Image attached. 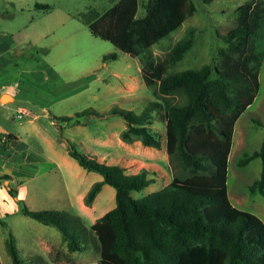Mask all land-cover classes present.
Here are the masks:
<instances>
[{
    "label": "trees",
    "instance_id": "trees-1",
    "mask_svg": "<svg viewBox=\"0 0 264 264\" xmlns=\"http://www.w3.org/2000/svg\"><path fill=\"white\" fill-rule=\"evenodd\" d=\"M142 6L143 14L137 15L138 0H116L88 21V28L134 57L195 10L192 0H145ZM35 7L43 11L51 8L45 3ZM235 12V24L218 33L225 43L218 49L219 64L211 60L198 68L169 71L194 43V26L163 56L154 58L143 52L141 75L145 84L153 87L154 98L140 111L112 106L101 112L87 107L74 116L53 115L57 121L75 123L90 114H117L126 121L120 132L123 140L137 138L155 147L160 146V137L150 124L158 117L164 122L169 160L185 170L183 176L174 175L161 188L134 197L132 190L154 180L145 168L127 173L123 166L100 161L70 144V156L86 170L102 175L87 190L85 203L90 204L107 183L115 189V205L89 228L82 216L65 210H35L22 204L21 212L55 226L69 250L82 249L84 240L93 241L99 258L91 264H264V221L233 205L226 184L234 123L259 88L264 0H245ZM108 57L116 58L117 53L103 58ZM255 157L261 159V170L249 191L264 196V138L258 149L243 153L238 165ZM6 177L0 174V179ZM10 193L16 195V190L11 188ZM5 244L13 264H28L20 257L12 234Z\"/></svg>",
    "mask_w": 264,
    "mask_h": 264
},
{
    "label": "rangeland",
    "instance_id": "rangeland-1",
    "mask_svg": "<svg viewBox=\"0 0 264 264\" xmlns=\"http://www.w3.org/2000/svg\"><path fill=\"white\" fill-rule=\"evenodd\" d=\"M115 1L0 0V31L11 32L16 38L25 36L32 44L34 41H38L40 48L32 47L30 42L26 43L24 45V50H27L25 53L35 48L41 54L42 49L47 47L46 57L53 61L48 62L49 60H47L49 65H44L42 61L35 62V60H32L33 62L30 61V64H26L21 76L11 75L13 84H7V89L16 94V99L4 105L0 103V122L8 120L16 125L19 122L27 124V120L33 118L32 116H23L21 118L13 116L15 113L14 109L17 106L16 103L25 102V100H18L21 95L31 97V101L37 106L40 115H44L41 117L43 120L50 119L47 113L48 110L58 115L74 116L76 111L87 107L102 112L109 110L112 106H120L138 112L141 106H144L146 102L154 98L153 87L147 86L143 80H140L141 75H138V69L136 71V66L144 59L143 52L150 54L154 58L163 56L177 40L186 35L189 27L194 26L196 28L194 43L185 52L182 59L170 66L169 71L198 68L211 60L219 64L220 55L218 49L225 47V43L218 36V33H225L235 24V7L245 0H211L210 2L192 0L195 10L187 15L177 28L160 38L150 47L145 48L136 57L119 50L111 41L93 35L88 28L87 22L94 19ZM143 1L145 0H138L137 15H142L144 12ZM36 3L49 4L51 8L48 11H43L35 7ZM262 42L264 44V36L262 37ZM110 52H116L117 57L103 58L105 54ZM42 53L46 54V52ZM28 58L30 57H24V60H28ZM113 71H118L120 76L112 75ZM132 77L137 78L132 84L135 85L137 91L134 92L136 94L134 96H138V99L130 102L125 97L123 98L120 91L116 92L114 88L126 85L125 80ZM258 80L259 88L253 101L241 112L234 123L231 147L228 154L226 184L228 196L233 205L255 213L264 221V196L257 190L254 192L249 191V185L260 174L261 159L260 157H255L243 166L238 165V160L243 153L258 149L264 138V59L258 70ZM8 99L5 98L2 101H7ZM37 99L42 101L44 109L40 110L41 105L34 101ZM32 102H29V104H33ZM43 110H47V112ZM8 112H11V114L9 115ZM101 116L104 117L94 116L96 118H91V121H87L88 124L80 125L79 130L76 126L70 127V130L76 135H72V139L63 140L67 148L72 144L78 150L84 152L81 143L78 141L80 137L88 140V137L94 136V133L98 134L107 124L111 127L122 129L123 127L121 126L126 123L125 119L117 114ZM63 122L59 120V127L54 128L57 137H60L61 134L60 125H68V123ZM153 123H155L154 126L157 125L153 129L156 130L160 137L164 131L163 124L158 117H154L151 125ZM9 139V136H7L5 144L0 145V149H8L10 147L9 143H6ZM24 139L29 144H32L33 148L45 152L46 155H49L48 157H53L50 155L52 154L51 151L44 144H40L34 136H24ZM56 150L61 153L64 152L60 146H57ZM66 155L69 156L67 153ZM18 159L20 160L21 158L18 157ZM18 159L16 157L14 170L22 173L24 166L21 163L18 164ZM72 160L85 174L83 175L85 181L75 183V189L81 188L82 190L92 180L89 184L90 187L93 182L102 178L99 172L88 171L75 158H72ZM157 162L162 167L166 163L163 159H159ZM169 163L173 176H183L185 174V170L182 171L175 160H169ZM39 170L41 174L32 183L38 182L43 189L33 195L29 194L27 202L22 201V204L31 209L65 210L74 214L77 213L80 216L85 213L89 216H96V219L115 205V189L110 184L104 183L98 198L100 200L98 208L92 213L85 208L75 212L69 204V197L71 200L74 195L70 193L69 196V193L65 190V185L70 179L67 170L61 165L56 166L48 158L39 163ZM71 171L75 175V170ZM151 176L154 177V181L140 190L131 191L134 197L143 196L163 186L162 178L153 174ZM30 189L32 190V188ZM104 205L106 206L105 210L99 213L100 207L103 208ZM89 216L84 218V224L87 228L92 222L91 219L93 220V217ZM1 221L0 264H13L5 244L9 234H12L19 255L25 262H28L32 256L28 248L39 249L38 240L42 235L43 240L48 239L47 242L49 243H43L42 246L44 247L41 246L42 251H45V253L38 254L44 258L32 259L30 264H91L99 258V250L93 241L89 240L87 242V240H84L81 243L82 249L69 250L61 232L55 226L44 224L23 214L21 211L4 215ZM60 239L63 241L61 242ZM48 248L51 249V252H49Z\"/></svg>",
    "mask_w": 264,
    "mask_h": 264
},
{
    "label": "crops",
    "instance_id": "crops-1",
    "mask_svg": "<svg viewBox=\"0 0 264 264\" xmlns=\"http://www.w3.org/2000/svg\"><path fill=\"white\" fill-rule=\"evenodd\" d=\"M29 42L30 41H28L25 36H20L16 38L11 32L5 30L0 31V103L3 105L16 99V94L10 92V90L7 89V84H13V77L11 76L12 74L21 76V73L26 67V64H30V61L32 60H35V62L42 61L44 65H49L48 62L52 61L50 59H47L46 57L48 52L47 47L42 49V52H46V54H43L42 52L41 54H39L38 50L35 48L25 53V51L27 50H24V45ZM30 44L32 43L30 42ZM32 47L40 48V46H38V41H34ZM26 55L30 57L28 58V60H24V57H27ZM47 60L49 61L47 62ZM136 71L138 75H141V64L136 66ZM111 74L117 77L120 76L118 71H113V73ZM141 78L140 80H143ZM136 80V77H132L128 80H125L126 85L119 86L118 88L115 87L114 90L116 92L120 91V93H122L123 95V98L125 97V99L130 100V102L135 101L138 99V96H134L136 95L134 94V92L137 91L135 85H133L132 83ZM5 98L9 99L7 101H2V99ZM18 100H25V104L23 102L16 103L17 106L15 107L14 112L18 108H23L28 110L33 118H29V120H27V124L19 122L17 123L18 125H16L15 123H12V121L9 122L8 120H2L0 122V137L5 136L7 138V136H9L10 138L9 141L6 142L9 143L8 145L10 147H8V149H0V174L7 175L6 178L0 179V188L4 190L3 192H0V211L3 212V215L0 217L2 218L4 215H8L9 213L21 211L22 201L27 202L29 194L33 195L34 193L43 189L38 182L32 183V181L37 178L39 174H41V171L39 170V163L41 161H45L46 158L50 159V161H52L56 166L61 165L67 170L70 179H68V182L65 185V190L69 193V196L70 193L74 195V198L71 200L69 197V204L72 207L71 209L75 210V212H79L78 210H82V208H85L87 211H91V213L92 211H95L98 208V205L100 204V200L98 198L101 192V188L96 193L91 204L87 205L84 202V196L86 191L89 189V184L92 180H90L83 187L82 190L81 188L78 190L75 189V183L85 181V177L83 176L85 174L74 163V161L72 160L73 157L68 154L67 146L63 140L72 139V135H76L73 134L72 130H70V127L76 126L79 130L80 125H83L85 123L88 124L87 121H91V118H96L94 116L98 115L90 114L87 116H83L82 118H80V122L75 123H69L67 121H64L68 123V125H60L61 134L60 137H57V135H55L56 132L54 128H57V126L59 127V124L58 121L53 117V115H58L57 113H51L49 110L48 112L47 110H43L48 113L50 118L49 120H43L41 117H43L44 115H40L37 106L34 102L31 101V97L21 95ZM27 101L32 102L33 104L30 105ZM34 101H37L41 105L40 110L44 109L42 106V101L40 99ZM142 107L143 106H141L140 110L142 109ZM8 114L10 115L11 112H8ZM98 117L104 116L99 115ZM160 121L163 124L164 131L160 136L159 147L145 145L137 138L131 141L123 140L120 136V132L123 130V128H125L126 123L121 126L123 127L122 129H119L117 127H111L109 124L105 125V127H103V125V129L100 130L98 134L92 133L94 136L88 137V140H84L80 137L78 141L81 143L84 149V153L95 156L98 160L104 161L106 163L119 164L124 167V170L127 173H136L141 168H145L148 171V177H152L151 174H153L156 177L162 178V185L164 186L165 184L170 182V180L173 178V174L165 147V126L164 122L162 120ZM154 125L155 123H153V125H151L150 127L153 131H156L153 128H155L157 125ZM32 135L40 144H44L46 148L51 151L52 154L50 155L53 156L52 158L48 157L49 155H46L45 152L33 148L32 144H29L27 140L24 139V136L33 137ZM77 136L79 135L77 134ZM3 144H5V141L3 142L0 140V145ZM57 146H60L61 149L64 150V152H58L56 150ZM66 153L70 157L67 156ZM16 157L17 159L18 157L21 158L20 160L18 159V164L21 163L24 166V171L22 173L14 170V163ZM159 159H163L166 162L164 164V167L158 164L157 161ZM71 170H75V175L72 173ZM11 188L16 190V195H12L10 193ZM30 188H32V190ZM21 193L24 195V199L22 200L19 199V195ZM105 207V205L103 208L100 207L99 213H102L105 210ZM81 216L84 219L89 215L84 213ZM89 217H93V220L91 219V223H93L95 221L94 219L96 216L90 215ZM42 237L38 240L40 245L39 249L27 247L28 249H30L29 252L32 253V256L28 260V264L31 263L30 260L32 259L44 258L42 256H39L38 254L45 253V251H42V247H44L42 245L43 243L48 244L49 242H47L48 239L43 240ZM60 240L61 242L63 241L62 239ZM60 240L58 241L60 242ZM48 250L49 252H51V249L48 248Z\"/></svg>",
    "mask_w": 264,
    "mask_h": 264
},
{
    "label": "built area",
    "instance_id": "built-area-1",
    "mask_svg": "<svg viewBox=\"0 0 264 264\" xmlns=\"http://www.w3.org/2000/svg\"><path fill=\"white\" fill-rule=\"evenodd\" d=\"M13 116H16L17 118H21V117H23V116L31 117L32 115H31V113H30L28 110L23 109V108H18V109L15 111V113H14ZM0 140H1V141H5V140H6V137H5V136H1V137H0Z\"/></svg>",
    "mask_w": 264,
    "mask_h": 264
},
{
    "label": "clouds",
    "instance_id": "clouds-1",
    "mask_svg": "<svg viewBox=\"0 0 264 264\" xmlns=\"http://www.w3.org/2000/svg\"><path fill=\"white\" fill-rule=\"evenodd\" d=\"M4 190L2 189V188H0V192H3ZM5 198H7V197H5ZM19 199H24V195L21 193L20 195H19ZM3 215V212L2 211H0V216H2Z\"/></svg>",
    "mask_w": 264,
    "mask_h": 264
},
{
    "label": "bare ground",
    "instance_id": "bare-ground-1",
    "mask_svg": "<svg viewBox=\"0 0 264 264\" xmlns=\"http://www.w3.org/2000/svg\"><path fill=\"white\" fill-rule=\"evenodd\" d=\"M8 96V95H7ZM9 97V96H8Z\"/></svg>",
    "mask_w": 264,
    "mask_h": 264
}]
</instances>
